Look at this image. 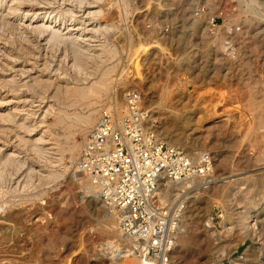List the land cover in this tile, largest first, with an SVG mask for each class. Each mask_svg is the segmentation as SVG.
<instances>
[{
    "label": "rangeland",
    "instance_id": "rangeland-1",
    "mask_svg": "<svg viewBox=\"0 0 264 264\" xmlns=\"http://www.w3.org/2000/svg\"><path fill=\"white\" fill-rule=\"evenodd\" d=\"M22 2L16 14L0 8V113L14 115L9 122L0 120L6 133L0 137V156L18 148L21 161L29 158L24 168L0 165V264H143L118 253L117 214L97 194L86 192L87 180L75 167L92 128L81 126L78 117L94 109L95 123L114 87L119 107L124 106V89L137 88L147 108L146 126L195 157L207 153L212 162L211 185L195 186L185 199L183 231L171 263L264 264V0H99L81 8L70 0ZM202 4L204 15L194 14ZM69 6L83 13L98 6L101 25L112 24L92 33L98 23H75L77 36L93 37L90 43L110 49L86 79L74 75L65 45L46 44L45 35L27 26L35 13L54 24L57 12ZM209 14H216L218 23L223 18L211 33ZM225 39L232 40V52L222 45ZM105 68L109 88L96 95L100 100L90 96L66 103L61 94L52 97L56 84L89 88ZM6 78L15 80L17 90L3 82ZM36 78L53 84L32 89L29 84ZM57 115L62 121H56ZM43 130L51 134L48 146H58V155L49 151L56 156L51 163L26 146L17 147L18 135L31 139ZM70 147L76 149L71 153ZM28 167L33 171L29 181L24 179ZM50 173L52 178L43 179Z\"/></svg>",
    "mask_w": 264,
    "mask_h": 264
},
{
    "label": "built area",
    "instance_id": "built-area-1",
    "mask_svg": "<svg viewBox=\"0 0 264 264\" xmlns=\"http://www.w3.org/2000/svg\"><path fill=\"white\" fill-rule=\"evenodd\" d=\"M206 10L202 4L194 14L200 16ZM206 23L209 33L220 24L216 14L207 15ZM223 42L232 52V40ZM111 92L83 141L76 165L98 198L117 214L118 251L134 253L147 264H172L170 250L183 222L178 195L170 196V183L194 182L204 175L210 166L208 154L196 159L146 126L147 108L137 88L124 89L122 109L116 100L117 88Z\"/></svg>",
    "mask_w": 264,
    "mask_h": 264
},
{
    "label": "bare ground",
    "instance_id": "bare-ground-1",
    "mask_svg": "<svg viewBox=\"0 0 264 264\" xmlns=\"http://www.w3.org/2000/svg\"><path fill=\"white\" fill-rule=\"evenodd\" d=\"M42 1V3L44 2V1H46V3L45 4H50V2L51 1H55L56 2V0H41ZM88 1V2H87ZM101 1V0H100ZM19 2H21V3H23L22 2V0L21 1H18L17 2V0H0V8L1 7H3L4 6V8H5V10H7V12H10V13H15L14 11H15V9L16 8H18V5H17V3L19 4ZM25 2H27V1H25ZM35 2V1H34ZM64 2V1H63ZM66 2H68V0H66ZM70 2H74V4L76 3V5H80V8H81V5H84V3L85 2H87L88 3V5L87 6H90V3L92 4V3H98L99 2V0H70ZM90 2V3H89ZM254 2V1H253ZM36 3V2H35ZM62 3V2H61ZM86 3V4H87ZM68 4V3H67ZM62 5V4H61ZM71 5V4H70ZM94 5V4H93ZM40 6V5H39ZM50 6V5H49ZM86 6V5H85ZM247 6V5H246ZM47 7V6H46ZM75 7H78V6H75ZM87 8V10H86V12L85 13H83L82 11V9H79V11H77V10H74V7H66V9H61V11H59V12H57V14L56 15H58L57 17V20L56 21H54V24L50 21V22H48L46 19H45V14L43 13V14H40V13H35V14H33L34 16L33 17H35L36 19H31L30 20V22L28 23V27H30L31 29H33L34 31H36L37 32V34L39 33V34H41V35H45L44 37L46 38L45 40H46V44H53V45H51V46H60V45H65L64 47V56H66V57H68V55L70 56V61H71V64H70V66H71V68H72V70L74 71V75H76V77L77 78H83L84 76L86 77V75L87 76H89L90 74H91V72H93L95 69H96V67L101 63V62H103V60L105 59V57H107V53L110 51V49L107 47V45L106 44H103V43H100V44H98L97 43V45H94V44H92V43H90L94 38L93 37H91L92 39H90V37L88 38V39H82V38H80V37H82V34L80 33V35H78L77 36V32H78V30H79V28H78V26H76L75 25V23L76 24H80V23H83V24H93L94 25V23H98V26L96 27V26H93V27H91V30H92V33H96V32H99V31H101V32H103V31H106L107 29H111V28H109V27H111L112 26V24L111 23H107V24H105L104 26H102L101 25V21H103V20H101L100 19V14L102 13V9L100 8V7H98V6H94V10H92V11H89L88 9H90V7H86ZM33 9V8H32ZM78 9V8H77ZM17 10V9H16ZM25 13V12H24ZM30 13V12H29ZM79 13V14H78ZM16 14V13H15ZM48 14V13H47ZM5 15H6V13H5ZM5 15H3V16H5ZM55 15V14H54ZM201 15H204V14H201ZM2 16V15H1ZM25 16V15H24ZM52 17H54V16H52ZM1 18V17H0ZM48 18H50V17H48ZM3 19H4V17H3ZM55 19V18H54ZM88 22V23H87ZM90 22V23H89ZM91 24V25H92ZM6 25H8V26H12V23L11 22H9V21H7V23H6ZM95 25H97V24H95ZM82 28V27H81ZM218 28V27H217ZM217 28H216V30H217ZM88 30V29H87ZM89 30H90V28H89ZM91 30H90V32H91ZM232 30V29H231ZM81 32H82V30H80ZM86 31V30H85ZM84 32V31H83ZM89 32V33H90ZM79 33V32H78ZM105 33V32H104ZM17 34V33H16ZM40 36V35H39ZM42 37V36H41ZM87 38V37H86ZM41 39V38H40ZM43 39V38H42ZM96 39V38H95ZM26 40H28V39H26ZM44 40V39H43ZM102 42V41H101ZM26 43V42H25ZM232 43V42H231ZM29 44V43H28ZM233 44V43H232ZM92 45H94V46H92ZM222 45H226V43L225 42H223L222 41ZM32 46V45H31ZM57 47H56V49H57ZM66 47H69V50L71 49V51H70V54H67L68 52H67V50H66ZM52 48V47H51ZM234 48V46L232 45V47H231V49H233ZM114 48H112V50H113ZM24 50V49H23ZM55 50V49H54ZM58 50V49H57ZM51 51V50H50ZM60 52V51H59ZM24 53V52H23ZM26 53V52H25ZM30 54V53H29ZM28 54V55H29ZM30 55H32V54H30ZM112 55V54H111ZM114 55H115V53H114ZM114 55H112V56H114ZM35 56V55H34ZM33 56V57H34ZM17 57V56H16ZM23 57V56H22ZM38 57V56H37ZM36 57V58H37ZM61 57V56H60ZM65 57V58H66ZM6 58V57H5ZM35 58V57H34ZM8 59V58H7ZM42 59V58H41ZM63 59V57L61 58V60ZM13 60V59H12ZM22 60V59H21ZM30 62V61H29ZM64 62V61H63ZM31 63V62H30ZM45 63V62H44ZM102 64V63H101ZM106 64V63H105ZM5 65V64H4ZM25 65V64H24ZM44 65V64H43ZM6 66V65H5ZM46 66H47V68H49L48 67V64L46 63ZM51 66V65H50ZM100 66V65H99ZM108 66V65H107ZM7 67V66H6ZM9 67V66H8ZM7 67V68H8ZM59 68H61V66H58ZM114 67V66H113ZM101 68V67H100ZM106 70H104L103 71V73L101 74V76H100V78L97 80V81H95V82H93V83H91L92 85L91 86H88L89 88H85V87H81V88H79V87H75V86H70L68 83H64V85H61L60 87H58L57 86V84H56V86H50V87H53V90H52V94H53V96H52V94H51V96L52 97H59V94H61V96L60 97H62V95L64 96V99L63 100H65L66 101V103H76V100H78V99H81V100H84V99H86L87 97H92V96H96V95H98V96H100L101 95V93H104V92H106L107 91V89L109 88V84L107 83L108 81L107 80H105L106 78V76H107V74H108V72H110V70L109 71H107L108 69L107 68H105ZM112 69H114V68H112ZM62 70H63V68H62ZM97 70V69H96ZM67 71V70H66ZM66 71H62V72H65L64 74H66ZM70 72V71H69ZM96 72H98V71H96ZM102 72V71H101ZM7 73V72H6ZM94 73H95V71H94ZM106 75V76H105ZM81 76H83V77H81ZM13 77V76H12ZM31 77V76H30ZM84 77V78H85ZM107 77H109V76H107ZM17 78V77H16ZM73 78H74V76H73ZM83 78V79H84ZM86 79V78H85ZM27 80V79H26ZM109 80V79H108ZM17 81V80H16ZM32 81V80H31ZM53 81V80H52ZM3 82L5 83V84H7L8 86H10V87H13V89L14 90H17V86L18 85H16V83H15V80L13 79V78H6L5 80H3ZM85 82V81H84ZM28 84V83H27ZM27 84H23L22 86H25V85H27ZM53 83H51V81L50 80H48V78L47 79H44V80H41V79H39V78H36V79H34V81L33 82H31L29 85H30V87H32V89H37L38 90V88L39 89H41V90H44L45 89V86H47V85H52ZM55 84V83H54ZM2 85H4V84H2ZM28 85V86H29ZM72 85V84H71ZM21 85H19V87H20ZM86 86V85H85ZM48 88H49V86H47ZM46 87V88H47ZM4 88V87H3ZM3 88H1V89H3ZM19 89H22V88H19ZM30 89V88H29ZM32 89H30V90H32ZM51 89V88H50ZM59 89L60 90H63V92H58L59 91ZM13 92V91H12ZM10 93V92H9ZM48 93V92H47ZM103 95V94H102ZM106 95V94H105ZM41 96V95H40ZM39 96V97H40ZM21 97V96H20ZM86 97V98H85ZM97 97V96H96ZM102 97V96H101ZM93 98V97H92ZM95 99V98H94ZM97 99H98V97H97ZM109 99H110V97H109ZM52 100V99H51ZM57 100V99H56ZM98 100H100V99H98ZM64 101V102H65ZM123 101H124V95H123ZM0 102H2V101H0ZM24 102V101H23ZM2 103H4V102H2ZM91 103H92V101H91ZM91 103L89 104V105H91ZM1 104V103H0ZM18 104H19V102H18ZM94 104V103H93ZM101 104V103H100ZM71 105V104H70ZM98 105V104H97ZM124 105H125V103H124ZM66 106V105H65ZM93 106V105H92ZM123 107H125V106H121L120 108H123ZM48 108V107H47ZM56 108V107H55ZM50 109V108H49ZM16 110V109H15ZM5 111V110H4ZM8 111V110H7ZM19 111V110H18ZM12 112H14V111H12ZM17 112V111H16ZM60 113V112H59ZM16 114V113H15ZM35 114V113H34ZM73 115H74V113H73ZM76 115V114H75ZM95 115H96V111H94V109L92 110V111H90L88 114H84L83 116H79L78 117V122H80V125L82 126H84L85 128H88V127H92L93 126V123H94V117H95ZM58 117L56 118V121L57 122H60V121H62L61 120V116H59V115H57ZM64 116V115H63ZM14 117V115H12V113L11 112H2V113H0V120H3V121H6V122H9V121H11L12 119H14L13 118ZM97 117V116H96ZM16 119V118H15ZM75 119H77V118H75ZM171 119V118H170ZM26 120H27V117L26 116H22L21 117V119H20V123H21V125L22 126H24L25 124H26ZM173 121V120H172ZM77 123V122H76ZM170 123V122H169ZM1 124H3V123H0V137H2V135L4 134L3 132L5 131V129H3V127H2V125ZM40 124V123H39ZM4 125V124H3ZM6 125V124H5ZM17 125H19V123L17 124ZM42 125V124H41ZM46 125V124H45ZM50 125V124H49ZM78 125V124H77ZM79 125V126H80ZM37 126V125H36ZM80 126V127H81ZM6 127V126H5ZM24 127H26V126H24ZM29 127H31V126H29ZM49 127V126H48ZM168 127V126H167ZM38 128V127H37ZM83 128V127H82ZM10 129V128H9ZM8 129V130H9ZM24 129V128H23ZM25 129H27V128H25ZM29 129H31V128H29ZM28 130V129H27ZM34 130V129H33ZM81 130V129H80ZM83 130V129H82ZM20 131V130H19ZM29 131V133H31L30 131L31 130H28ZM7 132V131H6ZM75 132V131H74ZM84 132V131H83ZM167 132L170 134V131H168L167 130ZM28 133V132H27ZM6 134V133H5ZM5 134L3 135V138H5L4 136H5ZM29 135V134H28ZM27 134H26V136H28ZM33 135V134H32ZM50 136H51V134L49 133V131L48 130H43L40 134H38V136L37 137H34V138H27V137H25V136H23V135H18V137L19 138H16V139H18V145H17V147H19L20 148V146H26L27 147V149L30 151V152H32L33 154H35V157L36 158H38V159H40L41 160V158H42V160H43V158L45 159V160H47V161H50L49 163H51V162H53V161H55V159H56V156L55 157H51V155L52 154H50V152L49 151H51L52 149H54L56 152H57V155H58V153H59V151H58V149H57V147L58 146H55V147H51V146H48V145H50V144H52V143H50L49 141H47V140H49L50 139ZM86 137V136H85ZM66 138V137H65ZM85 139V138H84ZM4 140V139H3ZM84 141V140H83ZM0 142H2L1 141V139H0ZM52 142V141H51ZM53 142H55V141H53ZM3 145V144H2ZM67 145V144H66ZM82 145H83V143H82ZM62 146V145H61ZM13 147V146H12ZM16 147V148H17ZM10 148V147H9ZM22 148V147H21ZM18 149V148H17ZM17 149H11L10 148V150H9V152H7L6 154H4V156H0L1 157V159H0V165H1V163L3 162L4 164H2L3 165V167L4 166H6V164H8V165H12L11 166V168H13V167H19V166H13V164L14 165H17V163H19L20 164V166H22V168H24V166L26 165V163L25 162H27V159H29V158H27V159H25L24 158V160L23 161H21L19 158H20V156H18V154H17ZM74 149H76L75 147H70V152L72 153L73 151H74ZM2 149L0 148V151H1ZM68 150V149H67ZM3 152V151H2ZM54 152V151H53ZM52 152V153H53ZM5 153V152H4ZM22 153V152H21ZM1 154H3V153H1L0 152V155ZM28 154V153H27ZM73 155V154H72ZM204 155V154H203ZM53 156V155H52ZM208 157H209V155H208ZM53 158V159H52ZM199 159V158H201V156L200 155H198V156H196V159ZM32 159V158H31ZM73 159V158H72ZM39 160V161H40ZM47 161H44V162H47ZM29 163H31V162H29ZM25 164V165H24ZM47 164H48V162H47ZM30 165V164H29ZM32 165V164H31ZM50 165V164H49ZM209 167H208V169L206 170V172L204 173V175H201V176H199V177H197L196 179H195V181L194 182H190V181H188V180H183V181H176V182H171L170 183V196L172 195V194H174L175 196H176V194L178 195L177 197V200H178V203L180 204V206H181V214H182V217H183V208H184V206H185V199L187 198V195L189 194V192L191 191V190H193L194 189V187L195 186H201L202 188H206L207 186H209V185H211V182H212V180H211V178H212V173H210L211 172V166H212V162H211V159H210V157H209ZM2 167V166H1ZM32 167V166H31ZM75 167H76V170L77 171H79V168L77 167V165H76V162H75ZM10 168V169H11ZM14 168V169H15ZM22 168H20V170H19V172L21 171V169ZM3 169H5V168H3ZM2 169V170H3ZM18 169V168H17ZM28 172H26V174H25V180L26 179H28V178H31L32 177V175H33V171H32V169H30L29 167H28ZM75 170V171H76ZM1 171V170H0ZM15 171V170H14ZM13 171V172H14ZM25 171H26V169H25ZM2 173H3V171H1ZM1 172H0V176H2L1 175ZM18 172V173H19ZM21 172H23V171H21ZM20 172V173H21ZM51 172V171H50ZM79 172H81V171H79ZM8 173V172H7ZM6 173V174H7ZM17 173V172H16ZM25 173V172H24ZM13 175V174H12ZM23 175V174H22ZM13 176H17V175H13ZM13 176H11L12 178H13ZM21 176V175H20ZM40 176V175H39ZM7 177V176H6ZM22 177V176H21ZM37 177V176H36ZM44 178L43 179H45V178H52L53 177V175L50 173V174H46V175H44L43 176ZM41 178V177H40ZM20 180V179H19ZM16 181H18V179H16ZM16 181H15V183H16ZM27 181H29V179L27 180ZM18 183V182H17ZM20 183V182H19ZM23 183H25V185H27L26 184V181L24 182L23 181ZM28 184H29V182H28ZM1 185V184H0ZM16 184H14V187L13 188H15L16 186H15ZM23 185V184H22ZM21 186V185H20ZM24 186V185H23ZM1 188V187H0ZM18 188V187H17ZM196 188V187H195ZM24 189V188H23ZM2 190V189H1ZM26 190V189H25ZM85 190H86V192L88 193V194H91L92 192H93V195H96V193H95V190L91 187V185L90 184H88V182L86 183V186H85ZM15 191V190H14ZM169 191L167 190V191H164L163 192V194L161 195V197H163V199H165V197H166V195H167V193H168ZM15 193V192H14ZM92 195V194H91ZM102 201V200H101ZM102 203L106 206V207H108L103 201H102ZM14 204V203H13ZM15 205V204H14ZM11 207H13V206H11ZM109 208V207H108ZM110 209V208H109ZM111 210H113L114 211V209H111ZM114 213V212H113ZM256 217V216H255ZM19 218V217H18ZM250 219V218H249ZM253 219V217H251V220ZM6 220H9V221H11V220H13V215H12V217H10V218H8V219H6ZM224 221H225V219H223ZM223 220H222V222H223ZM251 220H248V222H247V228H248V230H252L254 227H253V222L251 223ZM183 222V221H182ZM254 222H255V220H254ZM224 223V222H223ZM106 227V226H105ZM253 227V228H252ZM107 228V227H106ZM111 229V228H110ZM108 230H109V228H108ZM116 230L114 229V231L113 232H115ZM183 231V230H182ZM37 232V231H36ZM182 233V232H181ZM180 233V234H181ZM118 234V232L116 233V235ZM180 234L178 235V237L180 236ZM114 236V235H113ZM115 237V236H114ZM178 237L175 239V241H174V245H173V247H172V249L170 250V260H171V257H172V254H173V250H174V247H175V244H176V241H177V239H178ZM117 239H118V236H117ZM117 242V241H116ZM118 244V243H117ZM122 250H119L118 251V253L120 254V255H125V256H131L132 258H134V259H138L139 261H141L143 264H147L148 262L145 260V259H142V258H140V257H138L136 254H134V253H126V252H122ZM171 262V261H170Z\"/></svg>",
    "mask_w": 264,
    "mask_h": 264
}]
</instances>
